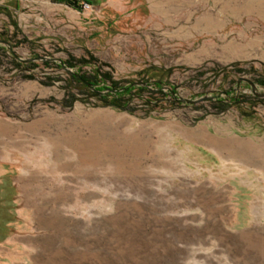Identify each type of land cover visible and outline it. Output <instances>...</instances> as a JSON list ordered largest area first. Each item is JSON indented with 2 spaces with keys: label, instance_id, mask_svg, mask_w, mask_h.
I'll return each mask as SVG.
<instances>
[{
  "label": "rangeland",
  "instance_id": "374dc122",
  "mask_svg": "<svg viewBox=\"0 0 264 264\" xmlns=\"http://www.w3.org/2000/svg\"><path fill=\"white\" fill-rule=\"evenodd\" d=\"M79 5L0 0V264H264V97L169 95L264 74V0ZM100 68L168 94L120 110Z\"/></svg>",
  "mask_w": 264,
  "mask_h": 264
},
{
  "label": "trees",
  "instance_id": "16d2710c",
  "mask_svg": "<svg viewBox=\"0 0 264 264\" xmlns=\"http://www.w3.org/2000/svg\"><path fill=\"white\" fill-rule=\"evenodd\" d=\"M66 1L67 4L73 7H80V3H87L89 5H95L99 4L102 0H63ZM94 61L98 63L99 67L108 66V63H104L99 61L98 59L94 58ZM71 61L67 64L71 66ZM96 66V65H95ZM221 71L224 72L225 77H230V81L225 89H219L218 95H215L214 99H210L208 101H213L215 104L218 105L219 111H226L230 107H237V108H245L246 103L244 100H242L239 97V88L242 84H247L249 87L250 84L246 81H241L238 83V80L241 77L244 76H238L239 73L245 71L240 65V62H234L230 65H226L224 67H221ZM82 78L81 80H85L92 84V86L98 90L102 91L103 93L98 94L96 91L91 90L87 85H85V88L87 92H91L92 96L97 97L101 102H104L107 105H111L115 108H118L120 110H124L130 113H133V109L130 108V103L133 100H142L147 101L149 103H153V101L147 99L144 95V91H148L150 93H165L168 94V91H165L164 88L166 85L162 83V81H157V86H152L150 83H146V85H138L136 84V81L127 82L122 85L120 84V81H113V78L109 72L102 71L101 68L97 69V74L94 76H85L80 75ZM251 81H253L257 87L262 86L264 88V74H258L254 75L253 78H248ZM110 82V85H107L105 82ZM143 82V81H141ZM144 83V82H143ZM135 89H138L140 93H135ZM224 94V95H220ZM170 98L173 100H178L176 92L173 91L172 88H170L169 91ZM253 98H261L258 95H255L252 93ZM108 98H111L109 100ZM167 99V98H165ZM179 101V100H178ZM256 102V100H255ZM257 103V102H256Z\"/></svg>",
  "mask_w": 264,
  "mask_h": 264
},
{
  "label": "water",
  "instance_id": "95a60500",
  "mask_svg": "<svg viewBox=\"0 0 264 264\" xmlns=\"http://www.w3.org/2000/svg\"><path fill=\"white\" fill-rule=\"evenodd\" d=\"M5 43V44H8L7 42H5V41H0V43ZM34 59H48V58H45V57H36V58H34ZM34 59H28V60H34ZM49 59H51V58H49ZM52 60H54V59H52ZM59 61L61 62V64H62V67L63 68H65L66 70H68V71H72L69 67H67L65 64H64V62L61 60V59H59ZM76 76H78L80 79H82L81 77H80V75H78V74H76ZM91 90H93V91H96L98 94H101V93H103L102 91H98V90H96L93 86H92V84L91 83H89V82H87V81H85V80H82ZM241 81H246V82H248L249 84H250V86H251V89H252V92L255 94V95H258V96H260V97H264V92H261V91H258V87H257V85L253 82V81H251L250 79H248V78H246V77H241L239 80H238V83H240ZM136 84H138V85H146V83H143V82H136ZM216 91V90H215ZM215 98V95H213V94H211V95H205V96H202V97H199V98H195V99H189V98H184V97H177V99L180 101V102H186V103H189V104H197V103H199V102H202V101H208V100H210V99H214Z\"/></svg>",
  "mask_w": 264,
  "mask_h": 264
},
{
  "label": "built area",
  "instance_id": "2783aa9c",
  "mask_svg": "<svg viewBox=\"0 0 264 264\" xmlns=\"http://www.w3.org/2000/svg\"><path fill=\"white\" fill-rule=\"evenodd\" d=\"M84 4H87V3H84ZM87 5H89V4H87Z\"/></svg>",
  "mask_w": 264,
  "mask_h": 264
}]
</instances>
